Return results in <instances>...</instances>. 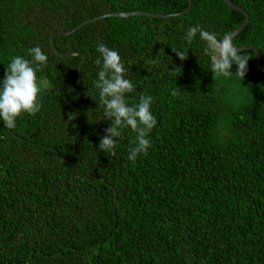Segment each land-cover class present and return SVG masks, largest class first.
<instances>
[{"label": "trees", "instance_id": "trees-1", "mask_svg": "<svg viewBox=\"0 0 264 264\" xmlns=\"http://www.w3.org/2000/svg\"><path fill=\"white\" fill-rule=\"evenodd\" d=\"M232 2L250 17L233 43L258 49L264 69V0ZM192 4L182 16L80 27L124 12L179 14L188 3L0 0V81L11 57L31 59L36 46L48 57L40 112L12 130L0 120V264H264V73L244 51L243 80L236 65L213 79L205 42L197 34L189 44L187 29L222 38L245 18L225 0ZM99 43L128 68L129 106L153 97L151 147L135 163L130 127L114 155L98 148L111 126L95 87Z\"/></svg>", "mask_w": 264, "mask_h": 264}, {"label": "clouds", "instance_id": "clouds-1", "mask_svg": "<svg viewBox=\"0 0 264 264\" xmlns=\"http://www.w3.org/2000/svg\"><path fill=\"white\" fill-rule=\"evenodd\" d=\"M197 34L205 42V54L211 57L213 79L218 76L230 77L233 65L237 66L235 75L242 80L245 78L251 57L242 55L237 50L231 33L218 38L216 33L196 25L187 29L184 39L190 44ZM27 51L31 59L19 55L11 57L4 78L0 81V120L4 127L11 130L15 129L18 117L24 114L35 116L42 107L37 72L47 66L48 57L39 46ZM97 51L102 57V66L95 87L99 90V100L104 106V117L111 121V126L104 130L105 134L98 148L114 155L117 139L121 136L120 129L130 127L136 135L131 141L127 159L135 163L137 156H146L151 147L149 134L157 124V119L151 112L153 97L141 95L138 103L129 106L126 96L134 93L136 87L126 78L128 68L122 62L120 54L104 43L97 45ZM172 51L181 61L187 58L183 51ZM96 63L101 65V60L97 59ZM68 119H75V114L69 113Z\"/></svg>", "mask_w": 264, "mask_h": 264}, {"label": "water", "instance_id": "water-1", "mask_svg": "<svg viewBox=\"0 0 264 264\" xmlns=\"http://www.w3.org/2000/svg\"><path fill=\"white\" fill-rule=\"evenodd\" d=\"M182 1L187 2L188 3V7H187V9L184 12L179 13V14L168 15V14H155V13H149V12H131V13L124 12V13H119V14L106 15V16H103V17L98 18V19L87 21V22L83 23L80 27H82L84 25H87V24H90V23L97 22V21H99V20H101L103 18H106V17H115V18L126 19V18H129L131 16H144V17H149V18H152V19H165V18H169L170 16L186 15L192 9V5H193L192 4V0H182ZM225 2H226L228 7H230L232 10L242 14L244 16V18H245V20L242 23V25L232 32V39L234 40L249 25L250 17H249L248 12L244 8L234 4L232 2V0H225ZM73 32L74 31L68 32V33H65V34H60V35H65L66 36V35L72 34ZM52 44L54 45V39H52ZM237 50L239 52L252 51L254 53V55H255V63H256L257 69L260 72L264 73V69L261 66V53H260V51L258 49H256L255 47H252V46H247V47H239V48H237ZM81 78H82V71H81V68H80V70H79V84H80V79Z\"/></svg>", "mask_w": 264, "mask_h": 264}]
</instances>
